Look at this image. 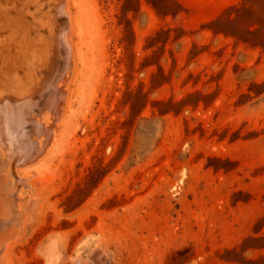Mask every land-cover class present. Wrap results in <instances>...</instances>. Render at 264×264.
<instances>
[{
    "label": "rangeland",
    "instance_id": "374dc122",
    "mask_svg": "<svg viewBox=\"0 0 264 264\" xmlns=\"http://www.w3.org/2000/svg\"><path fill=\"white\" fill-rule=\"evenodd\" d=\"M0 4V264H264V0Z\"/></svg>",
    "mask_w": 264,
    "mask_h": 264
},
{
    "label": "bare ground",
    "instance_id": "6f19581e",
    "mask_svg": "<svg viewBox=\"0 0 264 264\" xmlns=\"http://www.w3.org/2000/svg\"><path fill=\"white\" fill-rule=\"evenodd\" d=\"M38 1V0H37ZM49 1V0H48ZM36 2V1H35ZM37 3V2H36ZM47 4H50V3H47ZM1 5V4H0ZM57 5V4H56ZM60 5V4H59ZM3 7V6H2ZM36 7V6H35ZM47 7V6H46ZM4 8V7H3ZM8 10V9H7ZM62 10V9H61ZM4 11H6V10H4ZM1 13H3V12H1ZM57 14H58V12H57ZM56 14V15H57ZM6 17V16H5ZM12 17V16H11ZM46 17V16H45ZM45 17H42V18H45ZM59 18H61V17H59ZM62 19V18H61ZM7 20V19H6ZM64 20V19H63ZM48 21V20H47ZM62 21V20H61ZM57 22V21H56ZM35 23V22H34ZM50 26V25H49ZM60 26V25H59ZM7 27V26H6ZM54 27V26H53ZM49 28V27H48ZM53 29V28H52ZM60 31V30H59ZM54 32V31H53ZM52 32V33H53ZM48 34V33H47ZM39 37V36H38ZM2 38V37H1ZM37 39V38H36ZM35 39V40H36ZM3 40V39H2ZM48 40V39H47ZM53 40V39H52ZM65 41H66V39H65ZM67 42V41H66ZM48 43V42H47ZM1 45V44H0ZM37 45V44H36ZM51 46V45H50ZM57 47V46H56ZM66 50V49H65ZM49 52V51H48ZM45 53H46V51H45ZM53 52H51V54H52ZM38 54V53H37ZM71 54V53H70ZM27 56V55H26ZM54 56V55H53ZM56 56V55H55ZM43 57H45V55H43ZM49 62V61H48ZM66 64V63H65ZM37 65V64H36ZM61 67V66H60ZM67 67V66H66ZM21 68V67H20ZM63 69V68H62ZM47 70V69H46ZM28 71V70H27ZM39 71V70H38ZM16 74V73H15ZM25 76V75H24ZM46 82V81H45ZM51 83H52V81H51ZM42 88H44V87H42ZM45 91V90H44ZM54 95V94H53ZM55 96V95H54ZM53 96V97H54ZM18 102H19V99H18ZM20 103V102H19ZM31 103H33V102H31ZM1 104V106L4 108V106H3V104L2 103H0ZM31 105V104H30ZM29 105V106H30ZM52 106V105H51ZM1 107V109H0V111L3 109ZM20 107V106H19ZM53 107V106H52ZM32 108V107H31ZM31 109L29 108V112H31L30 111ZM28 112V111H27ZM56 113V112H55ZM5 114H7L6 112H5ZM27 115H30L29 113H27ZM61 115V114H60ZM6 116L7 115H5L4 116V113H3V115H0V134L2 135V136H7L8 135V133H7V129H8V124H7V120H6ZM29 117V116H28ZM32 117V115L30 116V118ZM26 118V117H25ZM33 118V117H32ZM29 118H27V120H28ZM35 119V118H34ZM26 120V119H25ZM32 127V126H31ZM7 128V129H6ZM7 134V135H6ZM29 139V138H28ZM3 140V139H2ZM29 141V140H28ZM5 142V141H4ZM4 145V144H3ZM23 145H24V143H23ZM27 145V144H26ZM36 150V149H35ZM38 150V149H37ZM2 152V151H1ZM30 152V151H29ZM33 154H36V153H34V151H33ZM27 155V154H26ZM25 156V155H24ZM29 157V156H28ZM27 158V157H26ZM29 160V159H28Z\"/></svg>",
    "mask_w": 264,
    "mask_h": 264
}]
</instances>
